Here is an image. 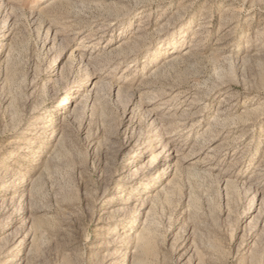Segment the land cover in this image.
<instances>
[{
    "label": "rangeland",
    "instance_id": "374dc122",
    "mask_svg": "<svg viewBox=\"0 0 264 264\" xmlns=\"http://www.w3.org/2000/svg\"><path fill=\"white\" fill-rule=\"evenodd\" d=\"M1 184L0 264H264V0H0Z\"/></svg>",
    "mask_w": 264,
    "mask_h": 264
},
{
    "label": "bare ground",
    "instance_id": "6f19581e",
    "mask_svg": "<svg viewBox=\"0 0 264 264\" xmlns=\"http://www.w3.org/2000/svg\"><path fill=\"white\" fill-rule=\"evenodd\" d=\"M4 186L1 184L0 185V190L3 189ZM117 234V229L116 228H112L110 231V235L105 237V242L103 243V246H110L111 244H113L116 240L115 236ZM114 251V250H113ZM112 254V253H111Z\"/></svg>",
    "mask_w": 264,
    "mask_h": 264
}]
</instances>
